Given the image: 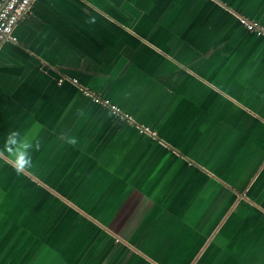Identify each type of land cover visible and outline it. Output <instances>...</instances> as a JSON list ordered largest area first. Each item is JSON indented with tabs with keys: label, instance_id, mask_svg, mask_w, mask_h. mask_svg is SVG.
Masks as SVG:
<instances>
[{
	"label": "crops",
	"instance_id": "crops-1",
	"mask_svg": "<svg viewBox=\"0 0 264 264\" xmlns=\"http://www.w3.org/2000/svg\"><path fill=\"white\" fill-rule=\"evenodd\" d=\"M241 17L264 28V0L31 2L0 45V264H264V36Z\"/></svg>",
	"mask_w": 264,
	"mask_h": 264
},
{
	"label": "built area",
	"instance_id": "built-area-1",
	"mask_svg": "<svg viewBox=\"0 0 264 264\" xmlns=\"http://www.w3.org/2000/svg\"><path fill=\"white\" fill-rule=\"evenodd\" d=\"M32 1L33 0H0V45L6 41L16 42V37L13 35L14 27L18 20L28 11ZM239 21L248 32L255 34L256 36H264V28L257 21L248 20L243 17H241ZM62 80L63 78H60L58 82H61ZM70 81L72 83L77 82L74 78L70 79ZM80 90L94 103L108 108L116 119L130 125L134 124L139 133L153 134L148 127L142 124H135L131 115L124 112L118 106L111 104L108 99H101L84 88Z\"/></svg>",
	"mask_w": 264,
	"mask_h": 264
},
{
	"label": "clouds",
	"instance_id": "clouds-1",
	"mask_svg": "<svg viewBox=\"0 0 264 264\" xmlns=\"http://www.w3.org/2000/svg\"><path fill=\"white\" fill-rule=\"evenodd\" d=\"M12 143H16L15 140ZM70 144L75 145L77 141L75 139L69 141ZM12 164L15 171L19 174L29 168L30 159L27 157L23 146H19L13 153Z\"/></svg>",
	"mask_w": 264,
	"mask_h": 264
}]
</instances>
